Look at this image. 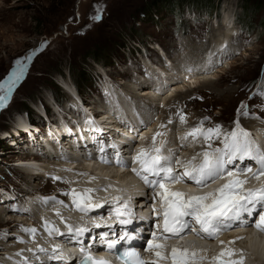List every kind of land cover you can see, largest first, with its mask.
<instances>
[{
    "label": "rangeland",
    "instance_id": "rangeland-1",
    "mask_svg": "<svg viewBox=\"0 0 264 264\" xmlns=\"http://www.w3.org/2000/svg\"><path fill=\"white\" fill-rule=\"evenodd\" d=\"M155 1L0 0V84L7 85L10 82L12 74L19 67L17 61L23 62L24 69L23 75L10 92L0 91V96L6 97L0 101V199L5 197L10 200L16 194L14 190H18L20 195H25L24 191L29 190L46 195H39L38 198L48 197L56 190H63L52 182V176H49L48 180L45 178L44 182H39L43 180L41 178L36 181L35 178L39 176H34L33 180L36 182L28 183L30 179L21 172L25 171L22 170L24 168L17 167L16 163L31 157L40 158L42 161L50 160L48 156L52 155L45 153L44 157L40 153L44 152L42 147L38 146V141L45 142L47 135L51 136V129L57 130L55 126L50 128L52 116L55 115V119L59 117L62 112L61 109L58 111V108L70 102L68 94L74 95L69 91L75 83L74 77V83L71 80L70 71L73 75L78 70L86 71L87 80L80 85L79 89L82 90L78 91L86 99L88 110L93 112H97L94 109V101L107 91L102 88L106 81L109 86L113 85L114 89L119 91L117 93L120 96L125 100L129 97L131 101L138 98L135 93L149 89L152 92L154 87L158 86V91L152 93L157 94L152 96L153 100L143 98V101L157 105V109L149 110L151 117H146V120L150 119L146 126L132 131V144L152 142L156 132H163L164 135L156 139H161L165 148L172 147L177 138L197 127L201 121H204V128L221 125L222 133H229L235 129V121L239 119L240 126L254 136L255 130L246 127L243 121H251L255 127L264 126V95L260 94L264 92V0H215L211 8L203 11L204 17L181 9L177 13H168L165 12L163 4H158L167 0ZM243 7L247 11L250 10L246 17V13L242 11ZM230 9H233L232 14L237 18L239 25L232 24L233 27L225 32L230 36V43L235 49H228V56H223L222 59L204 60L205 65L208 62H219L209 71L207 67L202 73V78L190 79V70L193 71L194 65L187 55L196 54L195 49L204 44L205 47L215 46L218 39L213 41V34L220 31L219 27L223 26ZM97 16L99 19H96ZM28 57L31 59H27ZM148 61L154 64L163 61L158 66L148 64L153 69L155 66L163 68L162 66L169 65L168 74H164L166 77L158 74L161 73L159 69L155 72L157 76L151 74L145 66ZM139 75L143 78L141 84L146 85L134 84L133 78ZM172 76L176 80L168 84L167 79H172ZM152 77L155 78V86L150 83ZM177 77L182 80L178 81ZM203 77L212 78L216 85L211 87L212 89L205 88L199 92L198 80L202 81ZM176 88L183 89L184 97L173 100ZM228 90L236 91L232 94L231 102L224 100ZM58 92L60 96L57 95ZM242 103L247 105L246 109L241 110L247 111V116L238 112ZM80 105L85 110L86 106L81 102ZM76 108L74 110L78 113L80 110ZM98 115L97 118H100V112ZM180 115L186 117V123H181ZM206 117L209 119L206 120ZM101 121L107 127L105 122ZM38 123H41V127L46 126V133L40 134L37 130L38 127L41 128ZM58 123L64 125L62 120H58ZM161 125L165 127L161 128ZM69 130L72 132L70 136L78 140L76 133L66 126L68 133ZM97 131L101 133L100 130ZM146 132H149V135H145ZM80 136L83 138L82 134ZM172 136L176 139L170 142ZM63 139L60 138L63 143L61 146L67 148L68 144H64ZM187 139L191 144L176 154L178 157L183 156L184 158H180L183 161L208 149V144H203L202 137L195 141L192 137ZM84 140L86 145L87 140ZM91 141L92 145H99L96 138ZM212 141L210 142L213 148L222 147V137L216 145ZM256 143L262 147L259 141ZM46 148L51 152V147L46 145ZM67 153L71 154L68 148ZM10 155L13 159L8 158ZM7 160L11 161L7 163ZM60 182L63 183L64 180L61 179L57 183ZM29 199L33 200V197L21 196L23 212L18 213L19 215H10L7 212L3 215L6 218L12 216L11 218L14 217L19 222L24 219L25 225L31 227L35 222L34 218L24 215L27 214L24 212V206L30 205ZM2 209L0 207V212ZM5 224L0 222V245L4 237L7 240L8 237L12 238V233H18L15 228L5 230V227L9 228L10 225ZM249 261L254 264V261Z\"/></svg>",
    "mask_w": 264,
    "mask_h": 264
},
{
    "label": "bare ground",
    "instance_id": "bare-ground-1",
    "mask_svg": "<svg viewBox=\"0 0 264 264\" xmlns=\"http://www.w3.org/2000/svg\"><path fill=\"white\" fill-rule=\"evenodd\" d=\"M232 12L234 14L233 9H230L229 13L225 17L226 19L224 21L223 26L219 27L220 31H216V32L213 31L214 32L213 35L215 36V39L213 41L216 42L218 39L216 44L214 43L215 44L214 47H205V44H204V45H201L200 47H198L197 49H195L196 54L187 55L188 58L190 60H192V64L194 65V67L192 68L193 71L190 70V75H189L190 79H196L197 77H201L202 73L206 71L205 69L207 67H208L207 71H209L215 64H218L217 62H219V61H216V63H214V64H211L212 62H208L205 65L204 60H211V58L213 60H216V58L219 59L221 57L224 58L225 56H228V54H229V53L227 54V52H229L228 49H230L231 51H233L235 49V47L232 46L230 43V36H228L227 32H225L226 30H229L228 28L231 29L233 27L232 26V20H231V18L233 16ZM221 31H223V32H221ZM233 34H234V32H233ZM231 39L234 40V38H231ZM213 41H212V43H213ZM212 43H211V45H212ZM202 46H203V48H201ZM224 47H227V49L225 50ZM223 50H225V51L222 53ZM202 56L204 59L202 58ZM184 61L186 62L187 60L184 59ZM162 63H163V61L160 63L156 62L155 64L152 61H148L145 66H147V70L150 71L151 74H154L157 76V73H155V72H157L156 69H159L161 71V73H158V74L162 75L163 77H166L165 75L168 74V66L169 65L168 66H162L163 68L157 67L158 64L160 65ZM148 64H151L152 66H154V65H157V66H155L154 67L155 69H153V67L148 66ZM209 64H210V67H209ZM173 67L175 68V66H173ZM169 71H172V70H169ZM146 75L149 76L148 74H146ZM204 78H206V77H203L202 81L198 80L200 87H199V89L198 88H196V89H198L199 92H201V90L205 89V88L206 89H212L211 87H214L216 85V83L214 81H212V78H208V79H204ZM142 79L143 78H141L139 75V76L134 77L132 81H134L135 82L134 84H136V85H138V83H140V86L141 85L144 86L146 84L145 83L141 84ZM175 80L176 79L173 78V76H172V79H167L168 84L175 82ZM177 80L179 81L182 79L180 77H177ZM150 83L152 86H155V84H156L155 78H153L150 81ZM156 87H158V86H155L154 87L155 89H153V91H158V90H156L157 89ZM102 88L107 90L108 92L105 91L104 93H102L101 98H98V100L96 102L94 101V103H95L94 105L96 106V108H94L95 111H97L98 108L105 110L106 114H108V115L111 114L113 117H115L120 122V124H123V126L117 125L116 131L111 130L109 128V126L108 127L104 126V124L101 123L102 122L101 120L96 119L98 113L93 112L91 110H88V106L86 104V99L83 98L82 94L78 91V89L75 87V85L72 86L71 90L66 88L70 92H73L74 95L68 94V98L70 99V102L67 103L66 106H64L65 108L64 107L58 108L59 109L58 111H60V109H61L62 114L60 116H62V117L59 116V117H56V119H55V115L52 116L53 118L51 120L52 124L50 125V128H52V126H55L57 130H54L52 128L51 132H50L51 136L47 135L48 139H45V142H39L38 141V146L42 147L43 152H44V153H42V152H40V153L43 154L44 157L46 156L45 153L50 154L53 157L48 156V159H50L49 161L43 160L44 162L42 161L39 164L37 163V161H35L36 164H27V165H29V168L22 167V168H24L22 170H25V171H21L23 175H26L27 179H30V180H28V183H30V184H33L39 178L43 179L41 181L38 180L39 182H44V180H46V179L48 180L49 176H52V177H54V178H52L54 180L52 182H54L58 187H61L63 190L61 192H59V190H56L53 194H51V195L49 194L48 197H44V198H42V197L38 198L39 195L46 196L44 193H42V192L38 193L37 192V194H36V191H30V190L24 191L25 195H20V192L18 190H14V191H16V194L13 198H11V199L9 198L10 200H6L5 197H1L0 207H2L3 209L0 212V222L10 224L9 228H7V226L5 227L6 228L5 230H9V229L13 230V228H15V229H18V230H16L18 233H16V232L12 233L14 237L13 236H12V238L8 237L7 240L5 237H4V239H2L3 243L0 245V255H2L0 257V264H21L22 259L24 260L25 264H48L46 256L49 254L47 252H43V253L39 252L38 249L40 247L35 248L34 244L32 243L33 236H35V239H39V234L42 237L47 235L46 234L47 231L45 229V221H48L51 225H54L56 228L59 229L60 225H64V223H66V221H69V219H65V216H62L63 217V221H62L60 219L61 216L60 215L58 216L56 214L57 210L59 211V209L64 208V207H65L67 212L72 214L73 219L77 220V219L85 218L84 212H80V211L76 210L74 206H72L71 197L64 195L65 192H69L71 189H76L78 192H82L85 188L96 189V191L91 193V196L94 197V199L98 198L99 196H102V197H100L101 202L104 200H105V202H107V204H102V206H106V205L114 204L115 203L114 201H116L115 198H119V200L126 199V196L129 195L128 193H130L131 188H133V187L137 188V186L139 185V180L137 179L135 174L129 172L128 169L130 167L137 168L138 163L134 162L133 158L137 155V153L139 152V150L141 148H150L152 145V142H148V144H150V146H146V147L145 146L141 147L142 145H144V142H143V144H142V142H141V144L140 143H136L135 145L132 144V142H133L132 139L134 138V136L131 134V131L136 130L137 128H139V127L145 125L147 122H149L150 119L146 120V117H148V118L151 117V115H149L150 114L149 110L155 111V109H157L156 108L157 105H154L153 103H147V102L143 101V98L146 100H151L152 96H156L157 94L153 95L152 94L153 91L151 92L150 89L145 90V91L138 90L140 92L135 93L138 98H135L136 101L135 100L131 101L129 99V97H127L125 100L123 96H120L118 94L119 91L114 89L113 85L109 86V83H107V81L105 82V84H103ZM182 90L183 89H179V88L175 89V96L173 95V97H175V98H173V100L174 99L177 100L180 97H184V96H182L183 95ZM131 91H133V90H131ZM225 93H226V96H225L226 98L224 100L227 102H231L232 94L236 93V91H229L228 90ZM99 99L103 100L104 102L99 101ZM137 99H139V100H137ZM79 101L82 103L83 106H86L85 110L81 107ZM163 101H165V100H163ZM169 101H171V100H169ZM142 102H145V103L142 104ZM70 104H72V105H70ZM76 107H78V110H80L78 113H76V111L74 110V109H77ZM67 108L70 112L67 110ZM134 109H135V111H133ZM56 113H57V111H56ZM133 113H134V115H133ZM50 117L51 116H49V122H50ZM163 118L164 117H162V119ZM86 119H87V121H86ZM89 119H91V120H89ZM110 119L111 120H108V122L106 124L110 125L113 123L112 118H110ZM58 120H60V121L62 120L64 125H62L61 123H58ZM139 120H140V122H138ZM39 121L42 122L41 119H39ZM243 123L245 124L246 127H249V129L252 128L255 130L256 135L254 136V134L252 133L251 134L252 139L255 142L259 141V144L260 143L262 144V147H260V146L259 147L264 150V126L261 125V126L255 127L253 122L248 121V120H244ZM40 124L41 123H38L39 126H40ZM94 125L97 127H95ZM66 126L71 128L74 131V133H76V136L78 137L79 142L77 139L74 138V136H72V135L70 136V133H72V132L69 130V133H68L66 131ZM113 126H115V124ZM45 127H41V128L38 127L37 130L40 132V134L46 133ZM97 129L101 131V133L99 132L101 135L98 133ZM92 130H95L97 133L92 132ZM80 134L83 135V138L80 136ZM147 134L149 135V132L145 133V135H147ZM185 136H186V134H183L180 136L181 138L180 137L177 139L175 138L177 142L176 143L174 142L175 145L172 147H166L165 148L163 146L164 154L167 155L173 151L174 152L176 151V154H179L178 153L179 150L187 149V147L191 143L188 142V139H184ZM35 137H36V135H35ZM114 137L117 138V140L115 141V144H117L119 147H120L121 143L124 145V148L122 150L121 149L119 150L120 153L114 152V154H113V152L110 148L109 144L112 143ZM60 138H64L63 139L65 141L64 144H68L69 148H71L72 151H71L70 155L67 153L68 147L66 148V147L61 146L63 143L60 140ZM92 138H96V140H98V143H99L98 146L92 145V141H91ZM188 138H190V137H188ZM256 138H257V140H256ZM84 139L87 140L86 145H85ZM175 139L172 136V137H170L169 140H170V142H173ZM212 142L214 143V145L219 143V141L217 139H213ZM204 143L208 144L206 142H203V144ZM156 144H157V146H161L162 140L156 139ZM46 145L51 147V152H49L47 150ZM27 147L29 148L30 145H28ZM92 155H94L95 157L93 156V158H92ZM10 157L13 159V157L11 155L8 158H10ZM181 157H183V156H179L178 158L180 159ZM106 158H107L108 162L119 160V161H121V163H118L119 166L116 167V166H113L109 163H105L104 159H106ZM98 159H100V160H98ZM11 160H7V163L10 162ZM20 161H21L20 163L18 162L16 164H21L22 162L26 163L27 160L21 159ZM78 161H82V163L78 162ZM237 163L239 164V166L241 168L244 167L245 165H249L251 163V167L253 168V172H255L259 168V165L255 161L245 160V161H243V163H240V162H237ZM17 167H19V166L17 165ZM123 167H125L126 169L120 171V169ZM229 167L231 168V166H229ZM34 171H36L38 173L35 174ZM81 173H85L86 175H80ZM34 176L35 177L39 176V177L35 178L36 181L33 180ZM57 177H59L60 179H56ZM91 177H96V179L91 180ZM241 178L248 180L247 184L249 187L250 186L251 187L260 186L263 182H259V181L264 180V176H262L259 180H257L253 176L252 173H248L246 176H242ZM61 179H63L64 182L63 183L60 182L58 184L57 182ZM221 181L226 182L225 179H219L218 180V182H221ZM180 185L181 184L173 185L172 187H173V189L175 187L179 188ZM31 186H30V188H32ZM210 186H213V184H211ZM244 187H245V185H244ZM249 187H245V188L248 189ZM190 189H199V187H196V188L190 187ZM203 189L206 190L207 188H203ZM181 191L185 192L186 189L182 188ZM131 194L133 195V192ZM27 195L33 197V200L29 199L30 205L24 206V212L27 213L24 215L25 216L29 215L31 218H34V220H35V222H33L31 224L32 225L31 227H28L29 225L28 226L25 225V223L23 222L24 221L23 218H22L23 220L21 222H19L18 219L14 218V217L11 218L12 216L10 218H6V216L3 215L4 212L9 213L10 215H13V214L19 215L18 213L23 212V209H22L21 204H20L21 203V196H23L25 198V196H27ZM52 198H55V199L53 200ZM26 200L28 202V199H26ZM59 201H63L64 204L58 203ZM65 205H68V206L66 207ZM63 212L64 211H62V210L59 211V213H63ZM35 215H37V216H35ZM29 219H28V222H30ZM20 220H21V218H20ZM87 220H90V222L85 223L86 227H89V226L94 225V224H99V219L96 218L95 216H92L91 218H88ZM43 222H44V224H43ZM102 222H105V221H102ZM33 228L37 230L35 235H32L28 231H25V229H33ZM237 237H243V239L236 240V243L233 245H228V243H227L228 241L235 240ZM221 240L225 242L223 245L220 243ZM53 241H54V243L59 242L58 238H56V237H54ZM217 242H218L217 247H215V248L211 247V248L205 250L204 255H206L209 259L206 260L204 262V264H210L212 256L217 255L223 248L229 247V246L238 250V255L236 257L237 259L239 258V253L242 251L244 258L245 257L249 258L251 260V263H252V261H254V264H264V232H261L259 230L254 232L253 228L248 229V230H242L238 233L232 232V233L222 235L220 237V240H217ZM13 244H15V245H13ZM53 248H54V246H53ZM53 248H51V249H53ZM197 249H203V248L199 247Z\"/></svg>",
    "mask_w": 264,
    "mask_h": 264
},
{
    "label": "snow or ice",
    "instance_id": "snow-or-ice-1",
    "mask_svg": "<svg viewBox=\"0 0 264 264\" xmlns=\"http://www.w3.org/2000/svg\"><path fill=\"white\" fill-rule=\"evenodd\" d=\"M99 19V16L96 17ZM27 59H31L28 57ZM19 65L16 72L12 74V78L7 85L0 84V91L12 90V87L23 75V62L17 61ZM264 95V92L260 93ZM5 96H0V101L5 100ZM247 105L241 104L238 112L247 116ZM206 120L209 118H205ZM181 123H186V117L180 115ZM171 123V121H169ZM236 127L229 133H222L221 125L215 127L204 128V121L191 129L184 139L189 136L194 140L203 138L208 143V149L198 153L191 159L182 162L175 152L165 155L163 150V142L161 146H157L156 138L163 136V132H157L152 138L150 148H141L134 157V162L139 164V169L133 168L140 178L147 184L161 202V208L156 209L153 205L154 214L162 220L155 224L158 231L153 232L151 239L147 242L146 251L153 254L154 259L150 261L144 260L140 253L134 250H126L121 254V259L125 264H204L209 258L204 255V249L195 247H187L183 244H175L171 246L169 252V240H183L188 235H196L202 239L220 240L221 235L225 231H229L233 226H247V220L244 214L251 216L256 212V219L253 221L255 228L264 232V188L246 189L244 185L248 183L247 179L241 178L248 173L259 180L264 176V150L251 138V134L240 126L239 119L235 121ZM165 125H161V128ZM222 147L213 148L210 141L213 139H221ZM245 160L255 161L259 168L253 172V168L249 165L240 167L237 162L243 163ZM108 163L107 160H104ZM117 163L121 161L117 160ZM233 167H229V166ZM182 169V171L180 170ZM80 175H86L81 173ZM151 177V179H150ZM56 179H60L57 177ZM96 177H91L95 180ZM225 179L226 182L214 191L204 192L199 195H190L184 191L173 190V185L184 182H192L200 188H207L210 183L216 180ZM96 191L93 188H85L82 192L71 189L64 195L71 197V204L76 210L87 213L95 208L102 207L101 204L93 203L91 193ZM53 200L55 198H52ZM119 200V198H115ZM58 203L64 204L63 201ZM260 204V209L256 210V205ZM66 207L68 205H65ZM251 206V207H250ZM127 206L125 205V208ZM60 215L59 211L56 213ZM117 216H124L127 213L120 207L115 209ZM63 221V217L61 216ZM121 224L131 223L129 219H122ZM95 227H102L101 224H95ZM45 229L51 236L53 233L64 235L58 228L45 221ZM68 233L72 234L71 238L82 236L89 229L85 227L73 228L67 225ZM30 234L35 235L36 229H25ZM243 239L237 237L235 240L228 241V245H233L236 240ZM223 245L225 242L220 241ZM58 247V246H57ZM111 249L114 245L109 244ZM39 252L47 250L40 247ZM51 259H63L62 256L56 255L57 248H53ZM233 247L223 248L217 255L211 257L210 264H244V256L242 251ZM86 264H111L110 261L95 259L92 256L86 257Z\"/></svg>",
    "mask_w": 264,
    "mask_h": 264
},
{
    "label": "trees",
    "instance_id": "trees-1",
    "mask_svg": "<svg viewBox=\"0 0 264 264\" xmlns=\"http://www.w3.org/2000/svg\"><path fill=\"white\" fill-rule=\"evenodd\" d=\"M157 1V0H156ZM155 1V2H156ZM215 3V0H167L166 2H160L158 4L160 5H164L163 8H165V12H168V13H174V12H178L180 9L181 10H185L190 12V13H193L194 15H198L199 17H204L203 15V11L207 8H211V5H213ZM245 8L243 7V12L246 13L245 14V17L247 16V14L249 13L248 11L250 10H244ZM253 9V8H252ZM247 11V12H246ZM252 12V10H251ZM241 29L243 30L242 28V25L240 26ZM247 34H250L247 32ZM94 58H96L95 56H93ZM97 59H100V58H97ZM83 70V71H82ZM82 70H78L76 73L71 74V71L69 72L70 73V76H71V80L73 81L75 87L81 91L82 89H79L81 88L80 85H83L86 80H87V77H86V71L84 69ZM74 77V78H73ZM73 78V79H72ZM81 83V84H80ZM57 95H61L59 92L57 93Z\"/></svg>",
    "mask_w": 264,
    "mask_h": 264
}]
</instances>
